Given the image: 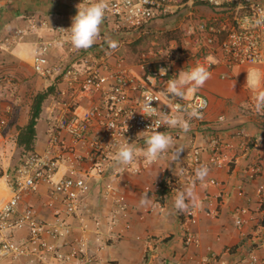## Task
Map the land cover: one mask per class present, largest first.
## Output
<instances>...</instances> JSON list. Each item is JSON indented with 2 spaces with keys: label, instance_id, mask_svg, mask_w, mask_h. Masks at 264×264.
Instances as JSON below:
<instances>
[{
  "label": "crops",
  "instance_id": "obj_1",
  "mask_svg": "<svg viewBox=\"0 0 264 264\" xmlns=\"http://www.w3.org/2000/svg\"><path fill=\"white\" fill-rule=\"evenodd\" d=\"M76 14L77 10L72 9L67 0H0V35L28 26L34 17H41L48 23L47 27L30 31L7 47V58L22 60L31 68L37 39L39 42L51 39L53 27L72 25ZM128 48L126 45L119 54L124 56L130 70L139 73L137 55L130 52L127 55ZM62 53L57 51L56 61ZM193 55L171 62L170 67L175 76L180 70L189 71L198 65L208 67L212 76L205 85L185 92L188 96L194 93L205 96L209 105L203 118L190 121L187 133L166 126L164 132L176 134L173 136L176 143L186 147L180 153L179 162L173 160V149L169 148L159 160L145 164L143 150L147 148L146 140L150 135L143 134L133 144L136 164L141 167L139 172L120 171L116 157L103 175H90L85 163L76 166L77 174L88 175L90 191L78 215L69 218L71 233L64 240L55 239L54 245L65 255L74 248L82 249L83 255L69 257L62 264H83L85 258L99 264H202L205 259L211 264H264V194L260 196L257 192L258 186L264 185V115L255 109L256 96L264 91V65L229 67L218 54H206L201 60ZM116 59V56L109 57V62L114 63ZM48 84L53 85L51 81ZM129 94L132 96L133 92ZM100 96L101 93H96L82 98L76 113L83 114L100 100ZM43 113L36 127L34 150L37 152L47 147L48 110ZM184 115L183 112L176 114ZM220 116L223 118L219 119ZM12 132L16 134L15 130ZM8 136L11 135L0 138V165L4 168L0 171V205L10 196L5 183L6 172L11 174L15 168L10 163L13 153L9 151L12 145ZM63 136L71 143L67 133ZM212 137H218L222 144L224 158L220 166L210 161ZM196 157L198 162L194 163ZM201 165H208L210 172L203 184L195 183L197 206L190 207L189 211L196 221L191 222L189 211L179 213L175 210L174 199L178 191L192 185L195 169ZM253 165H260L262 171L251 176L249 169ZM181 167L183 175L179 174ZM67 168L63 165L59 174H64ZM163 179L168 191L160 201L155 189ZM210 179L218 184H210ZM106 184L113 188L109 195L105 194ZM47 194L48 186L41 184L36 193L23 199L20 208L33 205L38 217L52 221V211L44 205ZM120 195L128 204L124 210L117 201ZM144 195L151 200L149 206L140 204ZM241 207H247L248 213L237 214L236 209ZM208 210H215V213ZM237 217H243L246 222L237 225ZM188 232L193 233L198 242L186 241ZM252 254L258 258L257 262H251ZM21 260L28 261V257Z\"/></svg>",
  "mask_w": 264,
  "mask_h": 264
},
{
  "label": "built area",
  "instance_id": "obj_2",
  "mask_svg": "<svg viewBox=\"0 0 264 264\" xmlns=\"http://www.w3.org/2000/svg\"><path fill=\"white\" fill-rule=\"evenodd\" d=\"M67 1L76 10L77 5L85 6L90 2ZM207 6L217 11L210 18L201 16V9ZM262 10L264 0H109V9L102 24L105 29L100 31L96 42L87 50L72 46L71 25H55L53 37L40 41L32 57V68L37 74L53 77L51 84L58 82L55 104L48 107L47 147L43 152L33 150L27 153L14 171L5 176L10 196L0 205V263L5 258L14 260L36 252L41 258L40 255L55 247L48 243L47 236L64 240L71 233L69 218L78 215L82 201L90 191L86 180L88 175L77 174L76 166L85 163L90 175H103L113 165L119 146L125 140L134 144L143 134L151 135L155 130H165L166 126L162 125L158 115H142L145 94L169 104L171 110L158 101L152 102L153 107H160L166 114L184 113L176 109V104L181 109L203 104V115L209 101L199 93L188 96L185 92L184 98H176V101L165 98L167 80L176 78L170 67L171 62L190 58L189 50L193 47L196 50L193 56L198 60L204 59L206 54H218L229 67L240 64L264 65V24L249 26L243 22L246 17H256ZM163 21H177L179 26L188 24V36L181 46L171 44L169 55L163 59L153 60L157 51L149 48L136 62L140 72H133L124 56L119 54L120 49L125 42L130 41L127 40L129 36L138 38L159 31V23ZM47 26L44 19H31L28 26L7 31L0 41L4 40L3 44L16 43L25 36L27 29L38 30ZM107 35L118 39L116 50L109 48ZM66 44L73 61L68 65L59 62L55 67L50 66L49 53ZM112 56L117 58L114 63L109 62ZM161 67L168 69L167 75H160ZM129 92H133V95ZM96 93H101L100 100L83 114L76 113L82 98ZM168 98H172L171 94ZM259 113L264 115V112ZM63 133L68 134L71 143L65 141ZM210 144V161L220 166L224 158L221 141L218 137H212ZM136 161L131 165L120 166V171L129 169L134 173L139 172L141 167ZM193 162L197 163L198 157L193 158ZM144 163L149 162L144 159ZM63 165L68 168L64 174H59ZM249 170L251 176L262 171L260 165H253ZM208 182L218 184L215 179ZM41 184L48 186L46 206L52 211V221L38 217L33 205L20 208L23 199L36 193ZM158 188L159 185H156L155 191ZM112 192V186L106 184L105 194ZM257 192L263 195L264 185H259ZM117 201L121 210L128 205L123 195ZM208 212L215 213V210ZM236 213L245 215L248 209L241 207L236 209ZM188 215L191 222L196 221L191 211ZM235 222L242 225L246 219L237 217ZM24 228L28 229L27 235L18 241L6 236L7 233L11 235ZM194 237L193 233L188 232L185 240L198 242ZM51 252L58 264H62L69 257H78L82 249L74 248L69 255L57 248ZM250 260L257 262L258 258L252 254ZM84 264L99 263L86 259ZM202 264L211 263L205 259Z\"/></svg>",
  "mask_w": 264,
  "mask_h": 264
},
{
  "label": "clouds",
  "instance_id": "obj_3",
  "mask_svg": "<svg viewBox=\"0 0 264 264\" xmlns=\"http://www.w3.org/2000/svg\"><path fill=\"white\" fill-rule=\"evenodd\" d=\"M108 9L109 0H90L85 6H80V4L77 5V14L73 17L72 25L69 28L70 42L74 48L78 50H87L96 42V39L100 35L101 25L104 22ZM243 22L249 26L253 24L256 26L264 24V10H262L256 17H246ZM107 42L109 48L113 51L119 46L118 42L115 40L109 39ZM167 71L168 69L164 67L159 69L161 76L167 75ZM211 76L212 73L209 71V68L204 65L195 66L189 71L180 70L176 75V78L167 80V90L164 93L165 98L170 101H176V98L183 99L186 89L198 90L205 85ZM169 94L172 96L171 99L168 98ZM153 101L161 103V101L153 95L145 94L142 101V115L146 114L148 117L158 115L164 126L179 128L187 133L190 130V121L193 118H203L201 112V108L204 107L203 104L200 106L192 105L191 107L184 109H181V106L176 104V109L183 110L185 113L184 117H181L170 115L169 113L166 114L161 111V108L158 106L153 107ZM161 104L167 105L171 110L169 104ZM255 109L257 112H264V91L257 94ZM146 143L147 148L143 150V156L149 163L159 160L169 148L173 149V160L179 162L180 153L186 148L184 145L177 144L171 134L157 130L153 131L151 135L148 136ZM135 153L136 150L134 149L133 144L125 140V142L119 146L116 153L117 164L120 166L131 165L135 160ZM209 172L210 169L207 165H201L195 169V179L193 180L192 185L184 190L178 191L175 196L173 206L177 212L184 213L189 211L190 207L197 206V198L194 191L195 183L196 181H199L203 184L206 181ZM183 173L184 169L181 167L179 169V174L183 175ZM140 204L141 206H149L151 200L147 195H144L141 197Z\"/></svg>",
  "mask_w": 264,
  "mask_h": 264
},
{
  "label": "rangeland",
  "instance_id": "obj_4",
  "mask_svg": "<svg viewBox=\"0 0 264 264\" xmlns=\"http://www.w3.org/2000/svg\"><path fill=\"white\" fill-rule=\"evenodd\" d=\"M68 8L70 7L68 6ZM201 12H202L201 16L210 18L212 14L216 13L217 11L207 6L201 9ZM34 19L37 21H40L43 18L34 17ZM159 27H160L159 31L150 32V34H152V37L154 38H152L148 46H146L145 44L139 47L141 50L138 53V56L136 57V62H139L141 54L145 52L146 49L148 50L149 48H153L155 49V51H157V55L152 58L153 60L166 58L165 55L167 54L169 55L170 53V49H169L170 45L176 44L178 46H181L182 41L184 40L185 37L188 36V33H189L188 24L184 23L183 25L179 26V22L177 21L176 22L163 21L159 23ZM173 27H176V28H173ZM104 29L105 28L102 26L100 31ZM30 31L32 30L27 29V32L25 35H27ZM5 34L6 32L3 35H0V39H3V36ZM40 37H43L42 34ZM106 37H107V40L109 39L115 40V41L118 40V39H114L112 36H109V35H107ZM136 39L137 37H135V35L129 36L127 40H130V41L125 42L122 48H126V45L127 46L131 45V43H133ZM3 41L4 40L0 41V138L7 136V135L12 136V137L8 136L9 138H11L9 144L12 145L9 151L10 153H13L10 163H13V166L16 167L20 163V161L25 157V155L23 154L22 148L17 145L18 129L19 127H23L28 121L32 99L37 92L46 91L47 89L49 90L48 97L43 102L42 111L40 114V117L41 116L44 117L43 112H45V110L50 109L48 108L49 106H51L52 104H55L58 82H54L53 85H49L48 83L49 81L52 80L51 78L53 77L50 78V76L45 77L40 74H37L33 70L32 66L30 68L25 62H22V60L13 61L7 58L5 54V52L8 50L7 47L9 48L10 45H12L13 43L3 44L2 43ZM37 41L38 42L36 43V45L39 44V38L37 39ZM160 49H162V51L158 52ZM60 50L63 53L61 54V56H59L60 57L59 60L56 61V58L58 57L57 51L59 52ZM189 51L191 53H196V50L193 47H191ZM49 54H50L49 57L52 59V61H50L49 59V63H50L49 65L52 67H55L61 61L63 64H67V65L70 64L68 63L69 60H71V62L73 61L72 54L69 53L67 44L66 46L64 45L62 47L53 49ZM126 54L129 55V50L126 52ZM49 88H52V89H49ZM47 116L48 115L46 114V117ZM14 124H15V128H12ZM13 130L16 131V134L14 135H12ZM13 148H14V151H13ZM7 167L8 166H6V169ZM3 169L4 168H2V165H0V171H2ZM6 173H7L6 175L10 174L9 172H6ZM44 205H46V200L44 202ZM27 232H28V229L24 228L21 231H15L11 233V235L7 233L6 236H11L15 241H18L22 239L23 237H25L27 235ZM49 238L52 240H50ZM46 239L48 240L49 244H53L54 246V240L59 239V237L56 238V237L47 236ZM55 248L56 246L54 247V249ZM54 249L52 248V250ZM52 250H49L47 253L45 252L43 255H40L41 258H39V253L35 251L36 254L29 253L26 256L22 255L20 258H17L14 260L13 259L8 260L5 258L4 261L6 260V262L2 263L3 261H1L0 264H11L8 261H12V264H52V263L58 264V261L55 259L53 253L51 252ZM23 257L24 258L28 257V261L21 260V259H24ZM86 259H90V258L83 259L82 260L83 264L85 263Z\"/></svg>",
  "mask_w": 264,
  "mask_h": 264
},
{
  "label": "trees",
  "instance_id": "obj_5",
  "mask_svg": "<svg viewBox=\"0 0 264 264\" xmlns=\"http://www.w3.org/2000/svg\"><path fill=\"white\" fill-rule=\"evenodd\" d=\"M152 38L154 37H152V34L150 33L139 36L133 43H131V45L128 46L129 52L138 56V53L141 50L139 47L145 44L146 46H148ZM48 93L49 90L47 89L46 91L37 92L35 94L32 99L28 121L23 127H19L18 129L17 145L22 148L24 155L34 150L37 121L42 111L43 102L48 97ZM167 191V185L163 179L159 182V188L157 189V198L162 201Z\"/></svg>",
  "mask_w": 264,
  "mask_h": 264
}]
</instances>
